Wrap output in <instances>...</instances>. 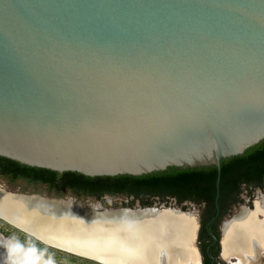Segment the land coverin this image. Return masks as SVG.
I'll use <instances>...</instances> for the list:
<instances>
[{
	"label": "water",
	"instance_id": "95a60500",
	"mask_svg": "<svg viewBox=\"0 0 264 264\" xmlns=\"http://www.w3.org/2000/svg\"><path fill=\"white\" fill-rule=\"evenodd\" d=\"M263 140L264 0H0V157L91 178L215 166L218 208L221 161ZM2 193L22 207L0 219L72 255L201 264L191 212Z\"/></svg>",
	"mask_w": 264,
	"mask_h": 264
},
{
	"label": "trees",
	"instance_id": "16d2710c",
	"mask_svg": "<svg viewBox=\"0 0 264 264\" xmlns=\"http://www.w3.org/2000/svg\"><path fill=\"white\" fill-rule=\"evenodd\" d=\"M0 177L11 183L25 181L57 193L69 192L76 197H95L104 206H108L104 196L109 195L132 198L131 203L123 207L132 208L136 201L142 207H153L155 199H173L178 204L189 201L198 206L204 205L209 210L214 207L218 170L215 166L169 168L143 176L91 178L73 172L60 174L47 169L32 168L0 157ZM242 184L260 185L264 188V140L241 155L221 161L219 204L223 205L233 198ZM39 250L44 251L46 248L40 244ZM92 263L99 264L94 261Z\"/></svg>",
	"mask_w": 264,
	"mask_h": 264
},
{
	"label": "flooded vegetation",
	"instance_id": "af4514ba",
	"mask_svg": "<svg viewBox=\"0 0 264 264\" xmlns=\"http://www.w3.org/2000/svg\"><path fill=\"white\" fill-rule=\"evenodd\" d=\"M244 189L247 190L246 195L249 198L252 196L253 193L260 192L261 194L257 196L259 198L258 202L257 203L253 202L252 206L240 205L241 197L243 195ZM220 196H221V192H220ZM107 197H111V196L109 195L104 196L105 201ZM234 199L236 200L233 201ZM219 200H218V208L216 207V199H215L214 207H211V209L208 210L206 206L200 205L199 206L200 210L197 213L198 223H199L198 234H197V249L201 256V264H264V244L254 245L253 243L254 231L252 227L250 228L251 234L249 233L251 235L249 236L250 237L248 244L249 248L246 249L242 248L239 254L225 256L224 253V228L226 225L232 223L235 220L236 221L239 220V218L240 219L244 218L245 215H246V220H250L256 224L260 222H264V188L260 185L247 186L246 184H242L239 189V192L233 198L227 200L225 204L220 205ZM186 202H183L179 205H182ZM210 222L211 224L209 225V232H211L213 237L210 235V233L207 230V225ZM214 238H216V243L212 245V243L214 242Z\"/></svg>",
	"mask_w": 264,
	"mask_h": 264
},
{
	"label": "rangeland",
	"instance_id": "374dc122",
	"mask_svg": "<svg viewBox=\"0 0 264 264\" xmlns=\"http://www.w3.org/2000/svg\"><path fill=\"white\" fill-rule=\"evenodd\" d=\"M0 190L2 192L10 193V194H24V195H40L47 198H57V199H70L76 196L71 195V193H57L56 191H49L46 187L42 186H34L26 183L25 181H18L15 183L8 182L0 177ZM246 189L243 190V195L241 197L242 206H252L253 202L257 203L260 195V192L253 193L249 198L246 195ZM77 200L83 202L84 205H93L101 203L100 200L93 197H76ZM106 201L108 203V208H122L125 203L128 205L131 203L132 199H128L127 197H107ZM153 207L159 208H170V209H181L184 212H191L194 215H198L199 206L193 203H184L182 205L177 204V202L173 199H168L164 201H160L158 199L154 200ZM103 205V204H102ZM104 206V205H103ZM137 206V202H134L132 207L135 208ZM124 208V207H123ZM126 208V207H125ZM130 208V207H127ZM0 237L5 242L17 246L19 249H29L32 252L39 254L42 258L55 263V264H94L93 261L81 258L65 251L50 247L45 245L35 239L33 236L25 233L24 231L16 228L11 225L7 221L0 219ZM42 244L45 246L46 250L40 251L39 245ZM10 259V258H9ZM9 259L6 257L0 256V264H12L9 262ZM91 261V262H90ZM9 262V263H7Z\"/></svg>",
	"mask_w": 264,
	"mask_h": 264
},
{
	"label": "bare ground",
	"instance_id": "6f19581e",
	"mask_svg": "<svg viewBox=\"0 0 264 264\" xmlns=\"http://www.w3.org/2000/svg\"><path fill=\"white\" fill-rule=\"evenodd\" d=\"M21 207H22L21 203L16 202V201L11 200V199H8V197H5L4 194L0 191V214L10 213L11 211L19 213V209ZM251 219H252V217H251ZM179 222L181 224L180 227H182L185 224V222H183V223L181 221H179ZM46 223L49 224L48 221H46ZM50 226L57 227L55 222H53L52 220H51ZM61 227L63 228L65 226H63L61 224ZM251 227L254 231L253 232L254 233V235H253L254 245H258V244L263 245L264 244V222H260V223L256 224L250 220H246V215H245L244 218H241V219L239 218V220L233 221L232 223L226 225L224 228V253H225V256H229V255H233V254H239L242 248H245V249L249 248L248 244H249V239H250L249 236H251L250 235L251 234V231H250ZM184 232L186 233L184 236L186 238L183 239V241H187V238L190 240V237H187V235L190 236L189 230L184 231ZM178 235L181 236L182 234L180 235V233H179ZM178 235H177V237L173 238L172 242H177V243L180 242ZM174 245H175V243H174ZM175 248L177 249V247H174V249ZM185 249H187V247ZM168 250H170V245L168 247ZM187 250H189V248ZM33 253H35V252H33ZM33 253H31V251L27 252L23 249L21 250L17 246L5 242L0 237V256H2L4 258L6 257L7 259L10 258L9 262H12V264H41L37 260V257L35 256V254H33ZM188 254H190V255H186L185 257H183L184 263H180L179 260L176 257H174L173 261H171V264H196V259L193 255V253L191 254V252H189ZM9 262H7V263H9Z\"/></svg>",
	"mask_w": 264,
	"mask_h": 264
}]
</instances>
